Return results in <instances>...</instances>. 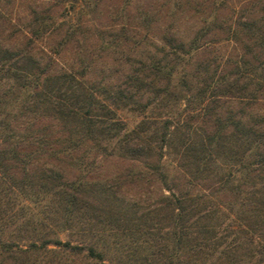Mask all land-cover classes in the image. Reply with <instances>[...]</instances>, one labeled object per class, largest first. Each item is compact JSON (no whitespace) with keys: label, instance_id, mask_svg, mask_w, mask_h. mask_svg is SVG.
<instances>
[{"label":"trees","instance_id":"obj_1","mask_svg":"<svg viewBox=\"0 0 264 264\" xmlns=\"http://www.w3.org/2000/svg\"><path fill=\"white\" fill-rule=\"evenodd\" d=\"M103 2L30 0L20 42L0 34V264H264V0L191 37L136 6L138 38ZM220 33L238 55L197 59Z\"/></svg>","mask_w":264,"mask_h":264},{"label":"rangeland","instance_id":"obj_2","mask_svg":"<svg viewBox=\"0 0 264 264\" xmlns=\"http://www.w3.org/2000/svg\"><path fill=\"white\" fill-rule=\"evenodd\" d=\"M244 1L248 0H226V6L221 7V0H104L101 6H99V21L96 20L95 22L106 26V30L115 32V30L120 27L119 25L124 21L121 17L119 18L117 16L114 17V20L117 19L116 21H110L108 17L109 14L112 13V10H118V12L122 13L124 19V16L130 17V19L132 18V24H134V27H132V31L129 32L128 30V33H131L133 37L138 38L139 36L144 35L146 30L136 24V6L143 9L145 4H155L160 7L159 14L156 16L159 24H163L164 22L170 25L173 30H176L178 34L191 37L203 22L208 20L211 16L219 21H221V19H234ZM28 2L30 3V0H10L6 7V9L8 8L7 10L9 13V23H4L3 20L0 19V34L10 32L13 40L15 42H20L19 37L16 36L18 35L17 31L21 28V24L27 19L26 14L28 11ZM110 23L112 25L108 26ZM157 32L158 28H155L150 32L147 31V37H149L147 40H149V44H147L146 47H144L146 49L143 50H150L153 48L152 42L156 44ZM221 36H223L221 33L217 36L214 35L212 37L213 41L206 45V50L197 54V59L207 60L211 57L212 52L220 55L223 52V54L229 55L232 58L235 57L236 54L238 55L240 52L239 44H233L226 40H221ZM91 43L92 41L90 40L89 45L91 47H93L94 44H98L96 42L91 45ZM93 49L94 54H88L86 56L87 59L91 60V77H116L118 75V71H115L118 69L116 62H114L111 57H106L108 54L106 55L104 51L101 52L96 48ZM72 52L73 51L69 46L65 47L61 59H59L60 63L66 64L70 62V60H73L72 57L74 55ZM183 106L184 103L183 100H181L178 108L181 109ZM261 107L262 105L258 109L259 112L264 111ZM124 164L125 162L123 163L114 159H108L102 162V168L97 172L100 176H111L115 172L120 171ZM123 191V194H127L128 196L129 194L131 196L134 194V189L132 188H126Z\"/></svg>","mask_w":264,"mask_h":264}]
</instances>
